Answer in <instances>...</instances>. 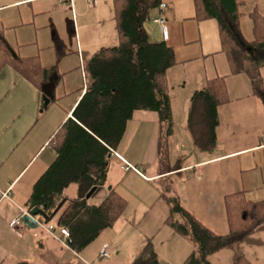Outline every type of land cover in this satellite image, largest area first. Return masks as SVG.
Masks as SVG:
<instances>
[{
    "label": "crops",
    "instance_id": "obj_1",
    "mask_svg": "<svg viewBox=\"0 0 264 264\" xmlns=\"http://www.w3.org/2000/svg\"><path fill=\"white\" fill-rule=\"evenodd\" d=\"M235 1L240 3L239 25L243 17L251 23L250 13L264 14L261 0ZM158 3L164 8L151 11L143 30L149 43H163L172 50L175 64L165 75L169 120L171 106L178 99L185 115L188 150L196 160L181 162L185 144H176L170 123L167 153L173 147L174 155L182 153L177 156L181 161L174 168L167 156L169 172L160 175L156 168L158 117L154 112H133L109 154L106 182L100 190L103 195L86 202L99 204L110 189L125 207L90 247L75 252L69 238L59 232L65 202L48 223L34 216L54 226V236L24 221L12 231L9 223L22 211L30 214L27 203L33 189L56 158L50 146L53 134L71 117L89 87L86 63L100 50L118 46L113 0H0V32L7 55L35 59L44 68L56 67L59 76L55 85L49 82L38 88L10 65L0 69V264H131L145 240L150 241L156 264H183L193 247L164 224L168 209L160 196L162 184L166 183L167 195L175 194L180 206L216 236L228 234L225 198L239 194L248 203L264 202V112L252 96L248 77L231 73L217 22L196 19L192 0ZM157 18L162 20V29L153 23ZM54 39L61 42V57ZM258 74L264 83V66ZM219 77L224 78L228 100L215 111V148L200 152L186 128L189 97L206 81ZM45 94L50 98L46 107ZM93 199L96 202L91 203ZM100 251L106 256L99 257ZM237 260L264 264V222L241 242L206 257L207 264H235Z\"/></svg>",
    "mask_w": 264,
    "mask_h": 264
},
{
    "label": "trees",
    "instance_id": "obj_2",
    "mask_svg": "<svg viewBox=\"0 0 264 264\" xmlns=\"http://www.w3.org/2000/svg\"><path fill=\"white\" fill-rule=\"evenodd\" d=\"M192 1L196 19L217 22L231 73H244L248 77L252 96L264 112V83L258 74V69L264 66V14H249L252 37L246 41L238 28L240 3L235 0H215L211 4L206 0ZM158 4V0H113L118 46L100 50L86 63L89 87L71 117L54 132L50 146L56 158L35 185L27 203L29 212L43 209L49 220L65 200L58 226L69 231V247L75 252L91 243L101 231L112 227L125 207L124 201L110 189L97 205H87L84 197L93 189L88 199L93 198L105 185L108 155L116 148L133 112L156 113L157 155L163 156L165 161L160 175L169 172L165 141L170 135V120L165 75L175 61L169 47L149 43L143 30ZM54 43L61 57V42L54 39ZM246 48H250V52ZM5 65L12 66L38 88L49 82L55 85L59 80L56 67H41L35 59H11L0 32V69ZM227 100L223 77L206 81L190 95L186 128L198 151L210 152L215 148V111ZM177 166L178 161L174 168ZM70 185L77 186L75 199H67L65 195ZM167 191L160 194L168 209L164 224L193 247L183 264H207L208 255L241 242L264 222V202L248 203L241 195L234 194L224 200L228 234L216 236L180 206L175 194L167 195ZM131 264H156L149 240L143 242ZM235 264L244 263L237 260Z\"/></svg>",
    "mask_w": 264,
    "mask_h": 264
},
{
    "label": "rangeland",
    "instance_id": "obj_3",
    "mask_svg": "<svg viewBox=\"0 0 264 264\" xmlns=\"http://www.w3.org/2000/svg\"><path fill=\"white\" fill-rule=\"evenodd\" d=\"M261 1L264 3V0H261ZM247 5H248V2H246L245 8H248ZM258 12H260V11H258ZM240 20L241 21H240V25L238 26V28H239V31H240V34H241L242 38L244 40H246V41L251 40V37H252V34H251V23L245 17L241 18ZM179 103H180V100L176 99L174 101V105L171 106V108H172L171 109V111H172L171 117L172 118L170 119V123H171V127L173 129V133L176 136V144L177 145H180V144L184 145L185 144L183 149H181V152L182 151L185 152V154H183L184 155V159H183V161L178 159V161L184 162L183 164H188V163H191L192 161H194L196 159H195V156L191 154V150H188V138L186 136L187 133H186V130H185V115H184V113H182V110H180V108L182 109V106L180 108L178 107ZM183 104H184V101H183ZM184 133H185V136H183ZM184 137H185V141H184ZM186 143H187V145H186ZM174 154H175V152L173 150V147H170V151H168L167 156L173 161V163H175L177 161V156L179 154H182V153H180V151H179L176 155H174ZM174 160H175V162H174ZM164 162L165 161L163 159V156H161L160 158L157 156L156 168L160 170L161 166L164 164ZM145 170H147V169H145ZM149 170L151 171L152 168H149ZM165 186H166V183L162 184V191L166 189ZM159 189L161 190V187H159ZM65 193L68 196V198H70V199L76 198V196H77V186L76 185H71L65 191ZM102 193L103 192H101V191L98 192L96 197L100 198V195L101 196L103 195ZM94 202H96V200L93 199V201L91 203H94ZM56 221L57 220H55V219L53 221L55 225H56ZM87 246L90 247L91 243H89ZM89 264H94V263H89Z\"/></svg>",
    "mask_w": 264,
    "mask_h": 264
},
{
    "label": "built area",
    "instance_id": "obj_4",
    "mask_svg": "<svg viewBox=\"0 0 264 264\" xmlns=\"http://www.w3.org/2000/svg\"><path fill=\"white\" fill-rule=\"evenodd\" d=\"M164 8V5H159L158 9H160V11ZM153 23H155L156 25L159 26L160 29H162V20L161 18H157L156 20L153 21ZM127 168H125L126 170ZM5 195H3L4 197ZM24 217H28L31 224L35 227H39L41 229H43L44 231H46L49 235L54 236V226L52 225H44L42 222L38 221L36 219V217L30 215L28 212L22 211L19 216L15 219H13L10 223H9V228L12 231H15L18 226L21 224V222L23 221ZM60 234L63 236L64 239H68L69 238V233L66 229H60L59 230ZM106 254L104 251H100L99 252V257H105Z\"/></svg>",
    "mask_w": 264,
    "mask_h": 264
},
{
    "label": "water",
    "instance_id": "obj_5",
    "mask_svg": "<svg viewBox=\"0 0 264 264\" xmlns=\"http://www.w3.org/2000/svg\"><path fill=\"white\" fill-rule=\"evenodd\" d=\"M230 29L232 30V28H230ZM246 51L247 52H250V48H246ZM49 101H50L49 96L45 94L44 97H43V106L46 107L48 105ZM109 156L110 155H108V157ZM92 191H93V189L90 192H88V194L84 197L86 200L89 198V195L92 193ZM64 202L65 201H62L57 206V208L54 210L52 216L49 217V220H47L48 216L45 214V211L43 209L35 208V209L31 210L30 214L33 215V216H40L43 219V221H45L46 223H48L58 213V211L60 210V208L62 207V205H63ZM23 221L27 225H31V222H30V220H29L28 217H24Z\"/></svg>",
    "mask_w": 264,
    "mask_h": 264
}]
</instances>
